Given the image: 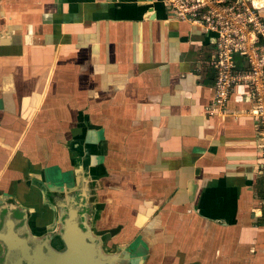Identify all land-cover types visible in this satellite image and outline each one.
<instances>
[{
    "label": "crops",
    "instance_id": "1",
    "mask_svg": "<svg viewBox=\"0 0 264 264\" xmlns=\"http://www.w3.org/2000/svg\"><path fill=\"white\" fill-rule=\"evenodd\" d=\"M214 49L160 0H0V264H264L251 93L209 114Z\"/></svg>",
    "mask_w": 264,
    "mask_h": 264
},
{
    "label": "built area",
    "instance_id": "2",
    "mask_svg": "<svg viewBox=\"0 0 264 264\" xmlns=\"http://www.w3.org/2000/svg\"><path fill=\"white\" fill-rule=\"evenodd\" d=\"M169 18L187 22L214 37V54L209 65L214 70V97L209 114L225 112L236 86L251 93L256 147L264 172V20L263 0H160ZM238 59L245 66H238ZM258 210L264 216V197Z\"/></svg>",
    "mask_w": 264,
    "mask_h": 264
}]
</instances>
